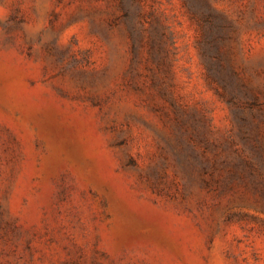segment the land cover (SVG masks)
Returning <instances> with one entry per match:
<instances>
[{"label": "rangeland", "instance_id": "1", "mask_svg": "<svg viewBox=\"0 0 264 264\" xmlns=\"http://www.w3.org/2000/svg\"><path fill=\"white\" fill-rule=\"evenodd\" d=\"M0 264H264V0H0Z\"/></svg>", "mask_w": 264, "mask_h": 264}, {"label": "trees", "instance_id": "2", "mask_svg": "<svg viewBox=\"0 0 264 264\" xmlns=\"http://www.w3.org/2000/svg\"><path fill=\"white\" fill-rule=\"evenodd\" d=\"M234 87H236V86H234ZM236 88H232V91H231V93H232V96H231V98H230V103L231 104H234V105H236V100L238 99L237 97V95H236V90H235ZM236 115H237V117H240V115L238 114V113H236ZM240 119H243L242 117H240ZM244 122H245V119H244ZM243 137H246V133H244V135H243Z\"/></svg>", "mask_w": 264, "mask_h": 264}]
</instances>
